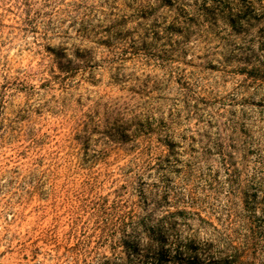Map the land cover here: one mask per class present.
<instances>
[{
	"label": "rangeland",
	"instance_id": "374dc122",
	"mask_svg": "<svg viewBox=\"0 0 264 264\" xmlns=\"http://www.w3.org/2000/svg\"><path fill=\"white\" fill-rule=\"evenodd\" d=\"M182 1L187 10L212 6ZM178 5L17 0L0 12V264H203L179 263L204 259L195 247L203 232L186 248L198 224L178 221L170 229L164 217L184 209L190 192L215 225L231 217L246 223L235 229L256 245L248 262L264 264V86L248 83L237 68L246 58L264 67V16L248 32L208 19V42L205 18L199 27L175 24L173 43L162 37L142 58L132 59V50L122 63L108 59L105 41L126 36L141 48L148 29L172 26ZM143 8L145 18L138 16ZM242 17L238 27L247 22ZM90 29L100 44L86 48L79 36ZM247 38L254 40L249 52ZM169 43L179 54L162 59ZM122 103L124 110L116 106ZM129 110H149V118L133 121ZM221 140L233 155L229 173ZM99 197L133 215L117 235L126 239L116 251L121 256L109 233L87 241L98 221L90 201Z\"/></svg>",
	"mask_w": 264,
	"mask_h": 264
},
{
	"label": "trees",
	"instance_id": "16d2710c",
	"mask_svg": "<svg viewBox=\"0 0 264 264\" xmlns=\"http://www.w3.org/2000/svg\"><path fill=\"white\" fill-rule=\"evenodd\" d=\"M239 1H244L248 3V7L242 6L241 9L237 7L236 5V0H209L207 2H211L212 6L206 5V3L200 4L197 8L192 9V10H187L186 8L184 9L183 1L182 0H173L175 3H181L182 7L178 6H173L174 7V12L171 11L172 13H175L176 18L174 22L172 23V26L169 27H162L158 26L157 28L161 29L159 31H152L151 29H148L145 32V37L144 40L145 42L142 43L141 48H138L137 42L132 41L130 38L123 36L119 39V41L112 43L111 41H105L106 44H108L109 47V53L111 55L110 58L111 64L116 65V60L115 59H121V63L125 61V59H128V54L131 55L132 50H136V53H133V58L132 59H139L140 57L142 58V51H150L154 50L156 51L157 49L155 48L157 42L161 40L162 37L168 38V41H171L173 43V38L174 34H179L180 31H177L175 29V24H182L188 27H199L198 22L200 19L205 18L206 21L203 22L202 26H206L204 24L210 23L211 26H216V24L219 21H225L228 23V26L232 27L234 30H241L243 32H248L247 27H250L251 24L250 22L252 21H257L259 18L258 16H264V0H239ZM149 8L150 4L148 5ZM147 9L143 8L142 10L139 11L138 16L145 18L148 14L149 11H146ZM259 11V15H254L255 12ZM243 15L246 16L247 22L242 23L240 27L239 25V20L243 19ZM208 19H211V21H207ZM209 25V24H208ZM207 25V27L204 28V32H206L207 36L205 38V41L208 42L211 40V35L213 32H211V28ZM187 30V29H186ZM226 30V29H224ZM164 32L161 35V32ZM94 31L92 29L83 31L80 33V40L83 42V45L87 48L91 43L93 44H100V41H95V36L92 37V33ZM107 32V31H106ZM97 33H95L96 35ZM164 35V36H163ZM131 41V42H128ZM253 38L248 39L245 42L248 47L246 48V51H250L252 46H253ZM172 43L167 44L171 49L165 51V57L157 56L158 58L162 59H175V56L179 53H176V49L172 48L173 45ZM176 46H178V42L175 41ZM160 46L159 48H161ZM130 50V51H129ZM236 51V50H235ZM164 52V51H163ZM149 55H152L151 52H148ZM146 53V56L148 55ZM215 55H221V53H216ZM225 59V56H222V59ZM243 67L237 66L239 72L243 73L246 75L247 79L249 80L248 83L254 84L257 86H264V67L261 66H255L251 63V59L246 58L244 59L242 63ZM120 66V65H119ZM146 86V85H145ZM157 90V89H156ZM184 90V87H182V91ZM118 109L123 108L126 109V104H120L116 105ZM132 113L133 116V121L146 118L148 120V112L149 110L146 111L147 114H138L134 113V111L129 110ZM147 115V116H146ZM125 120V119H123ZM126 124L127 122L124 121ZM223 141H219L217 143V147L220 149V156H221V165L223 168H225L226 171L229 173V166H232L231 164V158H233V155H227L224 153L225 148L223 147ZM229 147H232L229 145ZM228 157V158H227ZM184 195V194H183ZM190 199L188 198L189 201H186L184 205V209H178L176 212H168L164 217L168 221V225L170 229H175L176 228V222L181 221L183 223H187L188 227H191L192 224L190 222H194L198 224L199 229L193 230V235H191L189 238H187V246L186 248H189L195 239L197 240V236L205 234V239H200L198 243H196L195 247H200L203 252H201V255L204 256V259H199L197 257H191L187 259L185 256L184 257H179V263H198L202 262L203 264H252L249 261V259L252 258L254 255V252L256 251V246L254 244L253 238L247 234V231H244L241 233L240 231H236L235 226L242 227V229H245L247 227V224L244 223L243 225H240L238 221H234L233 217L228 219V223L226 225L221 224V225H215L213 222L210 220L204 218L202 216V207L195 208L196 202V195L195 192H190ZM99 200L95 199L93 201H90V213L91 217H96L98 221L96 222V225L93 228V234L95 235H88L87 236V241L92 244L94 241L92 240L93 236H96L98 232L102 231L105 235L107 236V233H109V237L116 239L115 242V256L117 257L118 255L121 256L120 252H116L118 250V247L123 246L124 243H126L125 238H118L117 235L119 234V230H123L124 227L128 224L129 221L133 222V215L130 213H126L124 210L121 212L122 205L123 203L121 202H112L109 203L108 198L104 197H99ZM194 209V210H193ZM231 216L233 210L229 207L227 211ZM175 218V219H171ZM249 230V229H248ZM97 237V236H96ZM105 239L104 237H101L99 241L96 243L98 245L100 244V241ZM186 242V243H187ZM91 246V245H90ZM143 257H148V253H142ZM213 254H219L221 257L217 258H212L211 256ZM160 256V257H159ZM163 255H158L156 256L155 261L160 262L163 259ZM178 264V263H175Z\"/></svg>",
	"mask_w": 264,
	"mask_h": 264
},
{
	"label": "clouds",
	"instance_id": "9594fccd",
	"mask_svg": "<svg viewBox=\"0 0 264 264\" xmlns=\"http://www.w3.org/2000/svg\"><path fill=\"white\" fill-rule=\"evenodd\" d=\"M22 3L23 0H20ZM68 3H80L82 0H67ZM87 3H94L97 2V0H86ZM13 5H17V0H0V12H5L8 8L13 7ZM67 6V3L64 5ZM73 35H75L73 33ZM5 52L8 51V49H4ZM70 56H73V54L70 52ZM74 58V56H73ZM4 245H0V251H3Z\"/></svg>",
	"mask_w": 264,
	"mask_h": 264
}]
</instances>
